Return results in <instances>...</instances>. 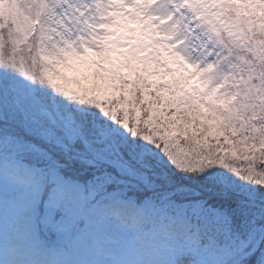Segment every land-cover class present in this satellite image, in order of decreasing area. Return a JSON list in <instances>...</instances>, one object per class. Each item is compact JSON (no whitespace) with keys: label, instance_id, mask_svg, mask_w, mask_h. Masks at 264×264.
I'll return each mask as SVG.
<instances>
[{"label":"snow or ice","instance_id":"snow-or-ice-1","mask_svg":"<svg viewBox=\"0 0 264 264\" xmlns=\"http://www.w3.org/2000/svg\"><path fill=\"white\" fill-rule=\"evenodd\" d=\"M0 264H264V0H0Z\"/></svg>","mask_w":264,"mask_h":264}]
</instances>
